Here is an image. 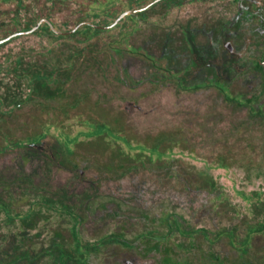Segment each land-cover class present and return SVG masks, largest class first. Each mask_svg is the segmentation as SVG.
I'll return each instance as SVG.
<instances>
[{"label":"rangeland","instance_id":"obj_1","mask_svg":"<svg viewBox=\"0 0 264 264\" xmlns=\"http://www.w3.org/2000/svg\"><path fill=\"white\" fill-rule=\"evenodd\" d=\"M155 1L0 0V40L129 12L98 33L38 28L0 44V96L17 99V59L76 55L63 97L0 116V253L24 242L41 264L80 247L88 264H238L247 248L264 264V231L240 246L264 223V41L243 14L264 0ZM226 36L239 60L222 46L217 75L208 51ZM117 117V132L95 125ZM231 229L238 246L219 237Z\"/></svg>","mask_w":264,"mask_h":264},{"label":"trees","instance_id":"obj_2","mask_svg":"<svg viewBox=\"0 0 264 264\" xmlns=\"http://www.w3.org/2000/svg\"><path fill=\"white\" fill-rule=\"evenodd\" d=\"M36 23L37 22H34V25ZM84 27L87 28L86 30L90 29V31L88 30L89 32L98 33L101 31V29H97L92 26ZM39 29H47L50 33L55 35V32L47 23L42 24ZM79 31L80 30L78 29L76 33ZM57 37L60 36L58 35ZM75 56L76 55L69 56L67 60L63 62L61 60L60 62L55 64H50L48 62V57L45 53H43V58H45V60L42 62L25 58L17 59L14 65L7 70V74L10 76V78H12L14 83L17 84V86L21 87L22 85L26 84L28 91L23 94L20 99H17L8 91L1 95L0 107H5L8 109L1 110L0 116L4 117V119L9 118L16 108H20L21 106H24L25 104L30 103L33 100H53L55 98L63 97L65 86L70 82L69 77L71 76L76 66L75 58H73ZM122 120V117H117V119L113 120L112 122L104 121L95 125H97L100 129L110 128L117 132L118 127L121 126L120 122ZM41 135L42 134H40V136ZM105 135L106 134L100 136L99 138L101 139V137ZM35 138L32 139L34 140ZM96 146L100 150L103 148V143L97 141ZM3 208L4 210L9 211V206L5 205ZM261 229L262 231L264 230V223L261 225ZM254 232L255 228H250L246 234V237L242 241H240V246L241 244L246 246L248 242H250V237ZM240 249L241 252H243V256L248 252L247 248ZM243 256H241V259L243 260H241L238 264H257L253 261L244 259Z\"/></svg>","mask_w":264,"mask_h":264},{"label":"flooded vegetation","instance_id":"obj_3","mask_svg":"<svg viewBox=\"0 0 264 264\" xmlns=\"http://www.w3.org/2000/svg\"><path fill=\"white\" fill-rule=\"evenodd\" d=\"M155 2H152L151 4H148V6L142 8V9H139L138 11L140 12L143 9L147 8V7H150L152 5L154 6ZM243 14H245V17H247V20H251V21H253L255 23L254 27H253L255 36L258 37L259 39L263 38L262 40L264 41V2H259V1L255 2L254 3V8H252V10H250V11L249 10L245 11ZM44 23H46V22H42V24H44ZM114 23L111 24V25H108V26H101V25L94 24V23H92V24L100 27V28H97V29L103 30V29L111 28L114 25ZM42 24L40 26H42ZM35 25H37V23ZM84 26H89V25H84ZM92 27L96 28L95 26H92ZM103 27H107V28H103ZM29 30H27V31H29ZM24 32H26V31H24ZM214 32H215V30H213V31L209 30V32H208L209 34L208 35L210 36V38H213ZM18 33H20V32H18ZM238 33H239V30H238ZM228 38L229 37L226 36L225 39L222 40V43L220 42L219 46L218 45L214 46L213 42L210 43V50L208 51L209 57L207 59L208 63L206 64V66H207L208 69H210L211 71L215 72V74H217V75H218V66H217V64L214 63V60L216 59L217 54L219 52H221L222 46H223L222 51L225 52L226 55H227L226 56L227 57L226 58L227 59L226 60L227 63L228 62L229 63L232 62L231 59H233V58L239 60V48L238 49L235 48L232 45L231 41H229ZM259 46H261V45H259ZM261 48L263 49L264 45H262ZM258 52H260V50ZM258 56H256V57H258V58H256L257 66L259 68L262 67L264 69V59H260L261 54H259ZM221 61L223 62V58L221 59ZM211 80L213 81L214 84L212 83L210 85L217 86V83H220V82L216 81V79H212L211 78ZM257 114H260L259 110H257ZM0 205H1L0 207H2V206L4 207L5 205L8 206L7 203L4 204V203H1V202H0ZM3 207H2V209H4ZM6 211L7 210H5V212ZM6 213L9 215V218H10V208H9V211L6 212ZM234 229H231L228 232L227 231L220 232L219 233V237L227 235V237H228L229 241L232 243V245L233 246H238L239 243L236 244V241H235V236H234L235 231H234ZM256 231H262L261 226L255 227V232ZM253 234H255V233H253ZM10 249H12L11 253H8L6 251H1V253H0V264H37L36 261H39V263L41 264V262H40L41 259H39L38 256H36V254L30 253V248L28 247L27 243H24V242L19 243L17 245V248L16 247H11ZM151 250H153V249H151ZM86 251H88L87 247H85L84 249H83V247H80L78 249V252H80L78 255H80L81 257H72V256H68V254H66V253H61V257L58 258V259H54L53 263H51V262L47 263L49 261V259H48V261L46 263H44V264H88V258L85 257V255H84V252H86ZM220 264H224V263L220 262Z\"/></svg>","mask_w":264,"mask_h":264},{"label":"water","instance_id":"obj_4","mask_svg":"<svg viewBox=\"0 0 264 264\" xmlns=\"http://www.w3.org/2000/svg\"><path fill=\"white\" fill-rule=\"evenodd\" d=\"M128 13H129V12H126V13H124L122 16L127 15ZM122 16L119 17V19H118L114 24H116V23L122 18ZM42 22H46L47 24H49L50 27L52 28V30H53L55 33L59 34V35H69V34H73V33H75V32L80 28V26H84V25L95 26L96 28H100V27H98V26H96V25H94V24H92V23H90V22H85V23H82L81 25L77 26L76 28H74V29L71 30V31H68V32H60V31H58V30H56V29L54 28L53 24H52L49 20L44 19V20L38 22L37 25H35V26H34L32 29H30L29 31L22 32V33H15V34L11 35L10 37H7V38H5V39L0 40V44H2V43H4V42L8 41L10 38H12V37H14V36H17V35H20V34H25V33H33L34 31H36V30L40 27V25L42 24ZM103 28H107V27H103Z\"/></svg>","mask_w":264,"mask_h":264}]
</instances>
